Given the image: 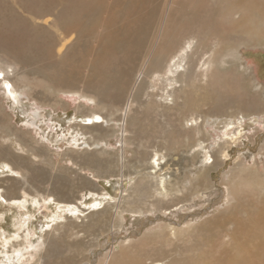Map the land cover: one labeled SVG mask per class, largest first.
Masks as SVG:
<instances>
[{
	"label": "rangeland",
	"instance_id": "1",
	"mask_svg": "<svg viewBox=\"0 0 264 264\" xmlns=\"http://www.w3.org/2000/svg\"><path fill=\"white\" fill-rule=\"evenodd\" d=\"M149 1L97 0L94 5L96 11H89L93 14L92 18L83 14L88 22L78 20L79 25L87 26V30L78 43L74 40L75 48L67 52L65 59L54 56L53 50L48 48V55L35 62L33 69L22 72L14 81L8 79V84L5 82L11 95L9 99L2 89L3 102L7 112L11 114L8 126H15L20 131L32 130V134L40 143L53 151L51 157L53 163H56L55 167H38L40 170L32 180H36L38 174L39 178L48 183L53 182L49 176L55 178L56 193L73 201L75 205L62 201L52 191H46L39 192V196L35 195L45 206L31 205L32 197L27 196V207L20 208L18 203L1 195L4 193L3 188L12 182L8 176L14 175L20 180V185H17L21 188H29L30 185L20 174L10 170L3 172L1 168L4 162H0V186L3 187L0 192V264H19L16 258L18 248L23 252H35L34 259L28 264H112V261H116L114 259L120 249L129 248H133L141 256L144 264H152L157 258H163L162 261L166 264L172 259L177 264H264V238L256 233V226L264 220V0H256V12H253L251 7L247 18L236 28L227 26L226 22L219 18L218 9L217 14H213L218 0H186L181 4L176 1L170 4L162 0H156L157 3L152 4ZM55 2L60 3L58 0H49L51 5ZM228 3L229 0H223L221 6L224 8ZM14 4L18 14L27 16L21 10V3ZM60 4L57 5L63 6ZM50 9L51 13L56 12L53 7ZM183 10L195 15L194 18L182 20L179 14ZM205 11L211 13V18L200 20L201 14H207ZM240 12V9H235L231 14L226 13L224 19L232 15L233 19L239 20ZM254 27H259L260 32L255 38L251 33ZM23 34L29 35L25 31ZM74 37L79 39L77 35ZM189 41L193 55L186 60L183 70L187 69L186 72L191 75L190 89L197 91L192 93V96L200 93L201 88H208L211 80L209 87H217V90L226 93L227 106L224 104L220 110L212 109L208 117H198L193 109L196 102H185L184 94L180 91L165 98L167 91L162 89V84L157 80L158 74L166 71L168 64L179 54L180 48ZM13 48L15 49L14 46ZM207 60H213L209 70L208 64H204ZM0 64L7 66L10 74L14 73L16 63L13 60L0 56ZM2 72L0 70V73ZM196 73L201 74L197 79ZM61 76H72L80 82L78 84L86 83L91 87L71 89L70 85L65 84L64 91V82L59 79ZM117 79H120V84L115 86ZM151 81L157 86L153 87L154 91L149 86ZM179 83L182 85L183 82ZM97 87L108 91L101 93ZM121 93L122 100L118 97ZM236 94L238 98L235 97ZM129 95L130 98L136 96L137 100L131 99L128 104ZM253 98L256 101H253ZM41 100L46 104L41 105ZM140 101H143L145 107ZM149 103L150 105L146 106ZM198 103L205 107V100ZM241 113L248 116L241 118ZM258 113L262 114L258 117L261 121L254 124ZM95 114L102 116L98 120L102 127L95 126L92 128L96 129L87 130L79 125L81 122L78 117ZM196 116L199 123H205L202 122L204 128L196 125ZM228 119H235L243 124L246 121L249 133L253 132L254 126L259 125L255 132L257 134L251 133L246 137L234 139L237 145L231 143L230 136L233 134H223ZM0 128V139L5 145H9L17 154H30L24 151L13 137L4 136L9 127ZM219 131H222L221 134ZM76 134L81 139L79 144H73L71 139V136ZM93 136L101 137L102 140L99 138V141L97 139V142L90 146L86 142ZM250 136H253L254 143H251ZM224 139L229 140L225 142ZM121 143L125 147L124 150L121 149ZM88 148L89 151L96 150L99 157L118 159L123 167L121 169H128L133 177H140L143 172H151L142 170V151L151 150V158L155 150H159L160 155L166 156L164 160L167 159L169 165L173 161L178 163L179 157L183 162L185 158L198 154L200 161L197 160L199 162L194 165H171V172L164 174L167 176L168 188L173 186V181L182 179L192 170L210 164L212 157L208 151L225 148L229 157L224 159L221 167L210 172V180L214 188L219 189L224 187L221 186L222 180L237 183V194H231L229 201L224 202L223 199L217 203L218 200L212 201L210 196L204 197L202 193H195L190 188L189 181L197 176L196 173L192 178L184 180L186 184L183 191L187 192L186 197L174 208L184 206V211L178 215L180 227L176 228V232L163 221L165 219L162 216L168 215L151 204L149 205L153 207L146 211L145 220L151 219V213H158L159 218L150 222L143 221L140 230L138 221L131 219L133 215L123 214L122 223L119 224L121 213L116 215L115 227L107 222V216H104L106 220L99 225L98 222L103 217L91 218L90 213L94 208H91L89 202L93 197L83 195V192L89 193L91 190H82L84 183L81 176H88L97 183L100 193L96 194L109 195L108 197H113L112 201L115 197L112 184L117 178H110L109 181L106 178H96L94 173L80 169L75 164L73 166V154L86 155L83 151ZM122 153L126 155L122 156ZM33 159L39 160L37 157ZM238 161H245V166L237 165ZM45 166L49 164L45 163ZM227 171L230 174H226ZM234 172H237L236 176L231 175ZM223 176L226 177L225 180ZM249 178L255 180L248 181ZM85 183L88 184L86 181ZM175 193L182 192L170 189L167 195L155 196L160 203H165L170 202ZM18 195L23 199L24 190H20ZM53 203L64 207L73 205L77 208L56 212ZM67 203L69 205L65 206ZM114 208L113 211L116 210V207ZM197 212L201 214L188 217ZM69 217L78 224L83 222L86 225L85 230L78 236L72 235L79 231L77 228L67 231L65 228H58L53 231V226L66 222ZM21 220L25 221L26 225L18 229ZM46 223L49 226L46 227ZM94 223L95 226H90L89 231L88 224ZM43 224L45 227L41 230ZM35 227L37 229H34ZM47 231L51 232L50 237L46 234ZM17 233L19 237L16 236ZM5 241L8 243L5 244ZM22 241L25 244L31 243V247H27L29 250L25 249V244H19Z\"/></svg>",
	"mask_w": 264,
	"mask_h": 264
},
{
	"label": "bare ground",
	"instance_id": "2",
	"mask_svg": "<svg viewBox=\"0 0 264 264\" xmlns=\"http://www.w3.org/2000/svg\"><path fill=\"white\" fill-rule=\"evenodd\" d=\"M58 1L61 4L55 2V4L52 3L53 5H51V3H49V0H0V56L5 57L9 60H13L16 63V67L14 69L13 74H10L7 66L0 64V70L3 71L2 73H0V114H1L0 115V123H1L0 127H5V126L9 127V129L7 130V133L4 136L13 137L14 140H16L19 143V145L22 147V149H24V151H27L30 153L27 155L17 154L14 151H12V149L10 148L9 145H5L4 142H2V139H0V162H4V165H2V168H1L2 171L4 172L5 170H10V171H12V173L20 174L22 177L25 178V181L30 185L29 188H25V187L21 188L20 186L17 185V184L20 185V182H19L20 180H17V178H15L14 175L13 176L9 175L8 178H11L12 182L8 183L9 185H7V187L3 188L0 186V192H1V189L3 188L4 193H2L1 195L4 196V198L9 200V201H14V202L18 203L19 207L24 208V209L27 207L25 205V202L28 201V199L26 198L27 196L32 197V199L30 200L31 205H35V206L37 205L38 207L45 206V205H43L42 202H39L38 199H36L35 195H37L39 192L45 193L46 191H52L62 201H68V202L72 203L73 205H75L73 201L69 200L68 198H64V197H62L56 193V190H55L56 180H55V178H51L49 176L48 178L52 179L53 182L48 183V182H45L44 180H42L43 178L42 179H41V177L39 178L40 174H38L37 179L34 181L32 180L33 179L32 177L33 176L35 177L36 172L38 170H40V168H38V167H46L47 169H51L52 167H55L54 164H56V163L55 162L53 163V159L51 157L53 154V151L51 149H49L47 146L43 145V143L41 144L40 141L32 134V130L20 131L15 126H8V124L11 121V114L7 112V108L4 104L5 102H3L4 96H2V94H1V91L3 89L4 93L10 99L11 95L9 94V88L5 84V82L8 84L9 80L14 81L16 79V77L19 74H21L22 72L29 70V69H33L35 67V62L43 59L44 55H48V53H47L48 48H49V50H51V49L53 50L54 56L59 57L61 60L63 58L65 59L64 56H66V54L69 53V50L73 47L75 48L74 40L76 39L77 43H78V40H80V37L82 36V34H84L85 30H87V26L82 25V24L79 25L78 20L83 21V22H88L87 18L85 16H83V14L89 15L88 18H92L93 14H90L91 12H89V11H91V10L96 11L94 5H96L97 0H58ZM134 1L146 2L147 0H134ZM162 1H165L166 3H170V4H172L173 1H176L178 4H181L182 1H186V0H162ZM15 2L21 3L20 5L23 8L21 10L23 12H25L27 14V16L25 14H24L25 16H23V15L21 16L20 13L18 14V12H17L18 10L16 11L14 9V6H13V4ZM149 2H151L152 4L157 3L156 0H150ZM222 2H223V0L217 1L216 5H215L216 9H214L213 14L216 15L217 14L216 10L218 9L219 18H221L222 21H225L227 26L234 27V28H236L237 26H241L240 22L244 21L243 19L247 18V13H248V11H250L249 9L251 7H253V12H256L257 4H258V2L256 0L255 1H252V0L251 1H249V0L248 1H245V0H229V3L226 4L227 6L226 7L224 6V8H223ZM139 3H141V2H139ZM261 3H262V1H261ZM57 4H60L63 6L60 7ZM201 4H203V3H201ZM54 5H56V6L54 7ZM177 6H175V7H177ZM51 7L56 9L55 13L50 12ZM235 9L241 10V12H240L241 15L239 16L240 17L239 20L236 17H235L236 19H233L234 17H232V15H231L232 18L226 17V19H224L225 18L224 16L226 13L231 14L234 12ZM206 13L207 14H205V15L201 14L199 19L200 20L210 19L211 13L210 14L208 12H206ZM179 16H180V18H182V20H186V19L188 20L190 18H194L195 15L190 14L188 12H185V10H183L181 12V14H179ZM249 16H251V15H249ZM213 18H215V17H213ZM259 21H261V20H259ZM250 25H252V24H250ZM254 29H256V30H254ZM254 29L251 31V33H252V36H254V38H255L258 36L257 34L260 35V32H259V27H257V28L254 27ZM23 31H25V33H27L29 35L23 34ZM111 31L114 32L113 30H111ZM244 32L246 33V31H244ZM262 33H263V31H262ZM75 35L79 36V39L74 37ZM226 35H224V36H226ZM190 43L191 42L189 41L186 43V45H184L183 47L180 48L179 54L174 57V61H171L168 64L167 69L164 73L158 74L157 80L162 84V89L167 91L165 98H167L168 96H174L176 92L180 91L184 94L183 98H184L185 102H190L191 100H194L196 102V105L193 107V109L198 114V117H205L208 114L209 115L211 114L212 109H215V108L219 109V108H222L224 106V104L226 102V93L223 94L222 92L217 90L218 89L217 87H216V89L214 87H209V85H211V81H212L211 80L209 82L208 88L206 87L204 90H202L203 88H201L200 93H198L195 97L192 96L193 95L192 93H196L197 91L193 92L190 89L191 88L190 85L192 83L191 75L188 72H186L187 69L183 70V67L185 66L186 60L188 58H190L191 55H193V53L191 52V44ZM13 46L15 47V49L13 48ZM250 47H252V46H250ZM214 54H215V52H214ZM57 60H59V59H57ZM212 62H213V60H207L204 62V64H208L207 65L208 70H209L210 66H212ZM216 64H218V63H216ZM216 64H215V66H217ZM216 68H218V67H216ZM199 75H201V74L196 73V79ZM59 79H60V81H62V83L64 82V86L62 88V90H64V91H66L65 90L66 85H70L71 89H73V87H76V88L91 87V85L89 86L86 83L78 84L80 82L72 76H68V77H64V76L62 77L61 76V78H59ZM117 80L118 81H117V84L115 86L120 84L119 83L120 79H117ZM179 82H183L182 85H180L181 83H179ZM222 83H224V82H222ZM1 84H2V86H1ZM114 84H115V80H114ZM149 86H151L150 89H152L153 91H154L153 87H157L156 84L153 83L152 81H151ZM93 87H94V85H93ZM97 89L101 93H106L108 91V89H105V88L97 87ZM199 90H200V88H199ZM120 92H121V90H120ZM147 94L150 95L149 91H147ZM149 95H147V96H149ZM237 95L238 94H236L235 97H237ZM118 97L121 98V100H122V93ZM135 97L130 98V95H129L127 103L129 104L131 102V99H132V101H135V100H133V99H136ZM27 98L32 99L29 96H27ZM143 98H145V97L143 96ZM246 99H247V97H246ZM201 100H205V107L199 105L198 102ZM253 101H256V100H254V98H253ZM40 103H41V105L46 104V102L42 101V100L40 101ZM230 103H233V102H230ZM141 104H142V106L145 107V104H143V101L141 102ZM148 105H150V103L146 104V106H148ZM253 106H254V104H253ZM259 107L260 106H258V108ZM247 108H248V106H247ZM254 108H256V106ZM242 109L244 110V108H242ZM254 110H256V109H254ZM218 112H221V111H218ZM261 115H262L261 113H258V115L256 116L257 118L253 117L254 118V124H257L261 121L258 118ZM230 116H232V115H230ZM240 116H241V118L242 117L245 118L246 116H248V114L241 113ZM101 117L102 116L100 114L81 116V118L78 117L81 124H79V123L78 124L81 125L82 128H87V130L100 128V127H102V124H100V121H98V120ZM237 117H238V115H237ZM230 118H233V117H230ZM131 121H134V120H131ZM249 121H247V122H249ZM194 122L196 123V125L198 127L204 128L203 124H202L203 121L199 123L197 116L194 119ZM226 123H227L226 128H225V131L223 134H233L230 136V142L235 143V145H237V142L234 139L246 137L251 133L257 134L255 132L259 128L258 127L259 125L254 126L252 128L253 132L249 133V129L246 128L247 127V124H245L246 121L243 124L242 122H236L235 119H228L226 121ZM30 124H32V122H30ZM95 126H97V127L92 128ZM219 132L218 133L221 134L222 131H219ZM202 133H205V132H202ZM205 134H207V133H205ZM99 138L101 139V137H99ZM99 138H96L93 136V138L88 139V141L86 143H89L90 146L91 145L93 146V144L97 142V139H98V141L100 140ZM103 138L105 139V137H103ZM250 138L252 139L253 136H250ZM71 139H73V141L71 140L73 142V144H77V143L79 144L81 141L80 137L77 134L71 136ZM91 139H93L92 142H91ZM124 139L126 140V138H123V140ZM228 140L229 139H224L225 142H227ZM251 143H254L253 139H252ZM149 146L151 147V145H149ZM124 148H125L124 145H122V143H121V149L124 150ZM263 148H264V144H263ZM150 151L148 150V151L140 152L141 153L140 160L142 162V166H141L142 170L151 171L150 173H148V172L144 173L143 172L140 175V177H133V175L131 176V173L128 172V169L127 170L121 169L123 167H121L122 165L120 164L119 161H117L118 159L117 160H111L110 158L99 157L98 155H96V153H97L96 150L89 151V148H88V150L83 151V153L84 152L87 153L86 155H80V154L75 155V154H73L74 157L73 158L70 157L72 159L73 166L75 164V165L79 166L80 169L86 170V171L90 172L91 174L94 173L93 176H95L96 178H106V180H108V181L110 178H113V177L117 178L116 182L112 181L113 182L112 187H113L114 193H115L114 201H112L113 197H108L109 195L106 196V195H102V194L100 195L99 194L100 193L98 191L99 188L96 186L97 183L95 184V182L92 181L88 176H81L82 180H83L82 183H84L83 187H81L82 190H84L86 188H89L91 190V191H89V193L82 191L83 195L93 197V199L89 202V204H91V208L92 207L94 208V210L90 213L91 218L94 219L96 217L98 219V218L103 217V219L99 220V222H98L99 225L101 224V222L106 220V218L104 219V216H107L108 217L107 222H109V224H112L113 227H115L117 224V216L116 215H117V213L118 214L121 213L120 216L118 215L119 216V218H118L119 224L122 223L121 217L123 214L133 215L131 217V219L136 221V222L138 221V223H139L138 230H140V227L144 224L143 221L150 222L151 220H156L159 218L158 213H157V215L151 213L152 214V216H150L151 219L147 218L145 220L146 211H148L149 207H153L151 205H154V206H157L156 209L163 210L164 214L168 215V217L162 216V218L165 219L163 221L166 222L167 227H169L171 230L176 232V228L180 227V224L178 223V221H179L178 215L184 211V206H181L179 209H174V208L180 202H182V200L186 197L187 192L183 191V188L185 187V184H186V181H184V180L192 178L193 175L196 173H197V176L195 178L190 179V181H189L190 185H191L190 188L193 189L195 193H202L204 197L210 196L211 197L210 200H212V201L218 200L217 203L221 202L223 199H224L223 200L224 202L229 201L231 194H234V195L237 194L236 193V189H237L236 184L237 183L234 184V182L230 183V182H225L222 180L221 186L224 185V187L222 189H219V187L214 188V185H213L212 181L210 180V172L221 167L224 163V159L228 156L225 148H220V149L215 150V151H208V153L209 152L211 153V157H212L211 163L201 165L199 168H197V170H192L191 172L187 173L182 179L173 181V186L171 188L167 187V185H166L167 176L164 175V174H168L169 172H171V167H172L171 165H175V164L183 165V166L184 165H194L200 161L198 159L199 158L198 154H194L191 158H185V160L183 162L180 161V157H179V160H178L179 164L173 161V163L171 165H169L170 162L167 159L164 160V158H166V156L160 155L161 152L159 150H155V153H153L151 158L149 157ZM137 152H139V151H137ZM80 153H82V152H80ZM166 153L168 154V152H166ZM56 155L60 156L59 153H56ZM125 155H123V153H122V156H125ZM59 156H57V157H59ZM33 157H37V158H39V160H34ZM60 158H62V157H60ZM197 160H199V161H197ZM45 163H48L49 166H45ZM237 165L245 166V161L244 162L238 161ZM125 166H124V168H125ZM137 167H139V166H137ZM163 171H164V173H163ZM177 171H178V169H177ZM226 174H230V173L227 171ZM236 174H237V172H234L231 175L236 176ZM55 177H57V176H55ZM222 178L224 180L226 179L225 176H223ZM227 178H228V176H227ZM57 179H58V177H57ZM252 180H255V178L254 179H252V178L248 179V181H252ZM85 181L88 182V184L85 183ZM60 183H62V182H60ZM79 184H81V183L79 182ZM66 187H68V186H66ZM170 189L173 191H181L182 193L181 194L175 193L173 198L170 200V202L160 203L158 198L155 195L156 194L167 195V193ZM20 190H24L25 197H23V199H21L20 196L18 195ZM96 192H99V193L96 194ZM213 195H215V196H213ZM222 195H223V197H222ZM37 196H39V195H37ZM149 198H153V199L149 200ZM149 204H151V205H149ZM54 205H55L56 212H60V210L65 211L66 209L76 210V208H77V207H74L73 205H71L69 207H64L63 205H60L57 203H55ZM68 205L69 204L67 203L65 206H68ZM144 205H146V206L144 207ZM70 207H72V208H70ZM114 207H116L115 211H113L115 209ZM168 209L170 211H168ZM196 214L200 215L201 212L191 214L188 217H191L192 215H196ZM146 217H147V214H146ZM95 224L96 223H94V225L88 224L89 227L87 229L90 231V226L94 227ZM19 225H18L19 226L18 229L22 228L23 227L22 225H26V222L25 221L23 222L21 220V222H19ZM45 225H46V227L49 226V224H47V223ZM45 225L44 224L42 225L41 230H44ZM85 227H86V225L83 222L81 224H78V222L73 221L69 217L66 220V222L61 223V224H57L56 226H53V228H54L53 231L57 230L58 228H65L66 231L69 229L77 228V229H79V231L76 233H72V235L78 236V234L81 231L85 230L84 229ZM34 229H37V227H35ZM28 232L30 233V231H28ZM19 233H17L16 236H18ZM29 233H27V234H29ZM50 233L51 232H48V231L46 232V234H48V237H50V235H49ZM256 233L261 235L264 238V220L256 226ZM28 238L30 239V237H28ZM73 242H72V245H73ZM7 243L8 242L5 241V244H7ZM19 244H25V243H24V241H22V243H19ZM56 244H58V242ZM32 245H34V244H32ZM28 246L30 248L31 243L25 244V249ZM56 247H57V245H56ZM80 247H82V246H80ZM76 248H78V247H76ZM85 249L87 250V248H85ZM242 249H244V246ZM25 252H23V250H21L19 248L17 249L18 254H17L16 258H17V260H18L17 262H19V264H28L29 262H31L34 259V256H35L34 251L30 250L29 252H26V253ZM78 253H79V250H78ZM43 257H45V255H43ZM80 257H82V256H80ZM86 259H87V257H86ZM162 259L163 258H157L153 261L152 264H166L164 261H162ZM114 260H116V261H112V264H144V261L142 260L141 256L138 253H136L135 250H133V248L132 249L131 248L120 249V251L117 253ZM94 261H96V260H94ZM70 262L71 261H69V263ZM1 264H7V263L3 262ZM168 264H177V263L174 259H172V260H170V262Z\"/></svg>",
	"mask_w": 264,
	"mask_h": 264
}]
</instances>
